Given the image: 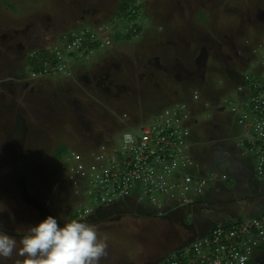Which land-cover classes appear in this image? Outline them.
Masks as SVG:
<instances>
[{
  "label": "rangeland",
  "instance_id": "374dc122",
  "mask_svg": "<svg viewBox=\"0 0 264 264\" xmlns=\"http://www.w3.org/2000/svg\"><path fill=\"white\" fill-rule=\"evenodd\" d=\"M262 13L264 0H0V105L23 120L16 130H26L23 139L13 143L32 175L13 177L0 151V227L21 234L0 232V264L152 261L151 240L166 234L157 219H105L73 233L40 216L68 222L104 204L94 185L72 184L70 169L89 173V160L109 143L120 147L124 130L168 109L185 118L202 165L205 148L238 130L240 108L231 109L242 101V81L234 73L264 87ZM101 77L109 92L97 85ZM9 178L38 203L29 205Z\"/></svg>",
  "mask_w": 264,
  "mask_h": 264
},
{
  "label": "built area",
  "instance_id": "2783aa9c",
  "mask_svg": "<svg viewBox=\"0 0 264 264\" xmlns=\"http://www.w3.org/2000/svg\"><path fill=\"white\" fill-rule=\"evenodd\" d=\"M263 88L260 82L247 84L243 78L238 86L242 101L231 110L235 113L240 108L235 119L240 129L238 146L253 158L256 176L264 184ZM174 111L168 109L147 124L124 130L120 147L109 143V150L93 157V162L89 160V173L82 166L70 169L72 184L94 185L98 188L95 200L102 203L133 197L140 204L164 209L200 198L218 173L204 169L197 161L185 118ZM85 214L87 211L81 210L80 216ZM262 240L264 208L244 222L212 228L203 238L171 252L164 264H247L253 248Z\"/></svg>",
  "mask_w": 264,
  "mask_h": 264
},
{
  "label": "flooded vegetation",
  "instance_id": "af4514ba",
  "mask_svg": "<svg viewBox=\"0 0 264 264\" xmlns=\"http://www.w3.org/2000/svg\"><path fill=\"white\" fill-rule=\"evenodd\" d=\"M260 17L264 16V13L258 14ZM200 61V66H202V60ZM234 73V72H233ZM238 73V72H237ZM234 73V76H237L238 83L241 81L243 82L242 77H239V74ZM107 75V74H106ZM99 77V74L96 76ZM240 78V79H239ZM93 76L90 78L85 77L84 80L87 84H92ZM100 82H96L97 85H104L105 92H109V79L106 77L99 78ZM119 90L124 88L125 86H122L121 84H114ZM3 122L4 125L2 126V132L5 133L4 143L1 141L0 144V151H4V153H7L8 156L4 157V160L9 162L11 173L13 174V177L18 179L16 168L18 165L21 164V161H24L28 163L29 161L28 157L22 156L16 151L17 146L13 143V139L19 138V141L23 139V136L25 134L26 130H20L18 133H16L17 128L19 126H22L23 120L21 119V116L14 113L13 110H11L8 107H5L3 105H0V122ZM5 144V146H3ZM15 145V146H14ZM3 146V147H2ZM3 148V149H2ZM216 163L220 164L219 159L217 158H210L206 164L203 163V168H208L210 166L216 165ZM14 181L13 178H9L6 183L7 184H14L16 187H18V192L22 194V197L26 196L28 198L27 202L29 205H34V202L31 200L29 196H27L26 191L23 189V186L19 185L20 182L17 184ZM21 187V188H20ZM206 192V191H205ZM5 194V193H4ZM21 194H18L21 195ZM207 195H202L200 200H204ZM138 202L133 197H126V198H120L118 201L115 202H105L104 204H100L97 208L92 209L89 213L83 215L81 218L76 217L73 218L74 215L71 214V219L68 220H59L58 223H55L51 218H44L43 216H40L41 219H44L46 222H48L51 226H55L57 228H60V230L69 231L73 233H81L86 228L91 227L92 225L105 220L110 219L114 221L121 220L122 218H131L133 220L136 219H157L158 222H160V225L162 224L165 230V236L162 237L163 239L160 240V242L157 244L156 237L154 240H151L152 249L149 248V251L151 253L150 256H152L150 262L147 264H164L167 257L171 254V252L175 250L181 249L183 245L190 244V242L199 234V232L205 228H208L209 226H212L213 223H229L233 224L236 223V221L240 220L242 215L236 214L235 212H232L230 216H213V220H209V215L207 216H198V212H200L202 209L207 207L206 202H201L200 204L194 205L190 208V210L194 211L195 215V224L198 226V229L195 227H187L185 226L181 219V207H179V204H171L169 207L162 210V212L168 211L165 215L162 216H156L154 213L146 212L145 208H152L148 207V205L143 204L137 205ZM209 207L213 206L214 201L209 203ZM214 207V206H213ZM73 213V212H72ZM100 219V220H99ZM187 220V219H186ZM191 221V220H190ZM213 221V222H212ZM188 222V221H187ZM0 232L3 234L10 235V232L6 229H3L0 227ZM9 232V233H7ZM47 233V232H43ZM42 233V234H43ZM50 233V232H49ZM15 235L17 233H14ZM36 233H28L27 235H35ZM38 234V233H37ZM11 235V236H15ZM21 234H17L15 237H19ZM144 243V242H143ZM146 244V242H145ZM188 244V245H189ZM152 251H151V250ZM247 264H264V240H262L258 245H256L253 248L252 255L250 259L248 260Z\"/></svg>",
  "mask_w": 264,
  "mask_h": 264
},
{
  "label": "crops",
  "instance_id": "0c3cea01",
  "mask_svg": "<svg viewBox=\"0 0 264 264\" xmlns=\"http://www.w3.org/2000/svg\"><path fill=\"white\" fill-rule=\"evenodd\" d=\"M239 134L240 129L238 128L222 140L216 138L214 143H211V147L205 148L207 151L210 148L211 154L210 156L204 155L201 162L206 164L210 158H217L220 164L216 163L214 166L205 168L215 170L218 177L203 193L207 195L206 199L209 202L205 204L207 207L198 212V216H211L212 211H207V208L213 201H215L213 206L216 211L218 210V216H230L232 212H235L243 214L241 218L246 219L258 216L264 208V184L256 176L253 158L244 155L238 146ZM217 201L221 202L222 208L216 204ZM175 204L180 205V203ZM194 227L198 229L197 225Z\"/></svg>",
  "mask_w": 264,
  "mask_h": 264
},
{
  "label": "water",
  "instance_id": "95a60500",
  "mask_svg": "<svg viewBox=\"0 0 264 264\" xmlns=\"http://www.w3.org/2000/svg\"><path fill=\"white\" fill-rule=\"evenodd\" d=\"M26 161V160H24ZM29 165L27 164V166H22V165H18L17 168H16V171H17V175H18V179L21 180L22 178L23 179H30L32 178V175H31V172L29 171ZM22 179V180H23ZM206 199V198H205ZM200 200V199H193V200H189V201H185L183 203H181L179 205V207H181V216H180V219L182 221V223L187 226V227H194L196 226L195 224V215H194V211L193 210H190V208L194 205H197V204H200L201 202H206L208 203L209 200ZM116 201V200H115ZM114 201V202H115ZM118 201V199H117ZM215 202V201H214ZM35 203V202H34ZM38 203V202H36ZM35 203V204H36ZM216 204H219V208H222L223 205H221V202L220 201H217ZM39 205V204H38ZM137 205H141L143 206V204H140L138 203ZM37 206V205H36ZM145 206V205H144ZM149 207V206H148ZM146 212H151V213H154L156 216H162V215H165L168 211L165 212H162L163 209H159V208H145ZM207 211H212V215L209 217V220H213V216L215 215H218V210L216 211L215 208L213 206H208L207 208ZM190 217L191 218V222H187L186 220V217ZM213 222V221H212ZM237 222H244V219L240 218V220H238ZM227 225H230L229 223H213L212 226H209L208 228H205L203 230H201L200 232V235L199 236H196L192 241L196 240V239H200V238H203L204 236L207 235V233L214 227H218V226H227ZM9 233V232H7ZM10 235H15L14 233H9ZM17 236V234L15 235ZM191 241V242H192ZM190 242V243H191ZM189 244V243H188ZM188 244L186 245H183L181 248L187 246Z\"/></svg>",
  "mask_w": 264,
  "mask_h": 264
},
{
  "label": "trees",
  "instance_id": "16d2710c",
  "mask_svg": "<svg viewBox=\"0 0 264 264\" xmlns=\"http://www.w3.org/2000/svg\"><path fill=\"white\" fill-rule=\"evenodd\" d=\"M141 28L139 27V26H135L134 27V33L137 35V34H139L140 33V30ZM117 39H120V38H122V35H119V34H116V36H115ZM125 38H129V36L126 34V36H125ZM99 45H100V43L99 42H96V43H92L91 45H90V48H92V49H95V48H98L99 47ZM45 52H44V56H45ZM30 63H31V65H33V68H32V70L33 71H35V73H39V72H41L40 71V69H41V66L39 65V63L35 60V59H33V60H31L30 61ZM40 68V69H39ZM189 136H190V144L192 145L193 144V141H191V134H189ZM57 153H59V151L57 150ZM200 163V162H199ZM201 164V163H200ZM79 216V214L77 213V214H75L74 215V217L73 218H76V217H78Z\"/></svg>",
  "mask_w": 264,
  "mask_h": 264
},
{
  "label": "bare ground",
  "instance_id": "6f19581e",
  "mask_svg": "<svg viewBox=\"0 0 264 264\" xmlns=\"http://www.w3.org/2000/svg\"><path fill=\"white\" fill-rule=\"evenodd\" d=\"M22 157V156H21ZM23 158V157H22ZM20 165H22V166H27V163L26 162H24V161H21V164Z\"/></svg>",
  "mask_w": 264,
  "mask_h": 264
}]
</instances>
